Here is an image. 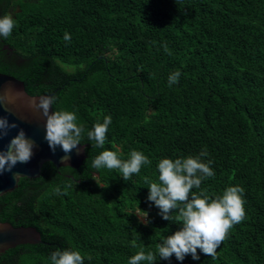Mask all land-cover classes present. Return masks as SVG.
<instances>
[{"label":"trees","instance_id":"1","mask_svg":"<svg viewBox=\"0 0 264 264\" xmlns=\"http://www.w3.org/2000/svg\"><path fill=\"white\" fill-rule=\"evenodd\" d=\"M8 13L17 25L0 39V72L32 96H54L53 109L75 110L86 129L106 115L112 125L103 149L85 137L79 170L46 163L40 178L0 198L1 222L42 236L0 264H50L53 251L69 248L90 264L155 253L182 222L178 211L170 221L158 215L146 181L158 182L159 160L205 149L215 175L193 191L215 198L242 187L245 218L214 257L197 250L199 261L182 264H264V0H0ZM175 70L181 77L169 87ZM103 150L122 160L140 151L152 164L130 180L97 173L91 161ZM156 264L180 262L157 256Z\"/></svg>","mask_w":264,"mask_h":264},{"label":"clouds","instance_id":"2","mask_svg":"<svg viewBox=\"0 0 264 264\" xmlns=\"http://www.w3.org/2000/svg\"><path fill=\"white\" fill-rule=\"evenodd\" d=\"M17 25V20L11 13L0 15V39L12 36ZM63 39L69 42L70 34L65 33ZM166 47V45H165ZM181 72L175 70L168 78V86L178 84ZM23 92L14 85L0 87V107L7 112L8 107L16 103ZM56 103L54 96H41L30 102L32 110L39 111L44 117V139L53 154L59 147L65 154L61 163L67 164L71 152L78 146L84 145L85 137L91 142L92 148L103 149L107 140V133L112 125L111 115L103 117L102 123H95L91 129L79 122L75 110H54ZM18 127L9 123L7 117H0V139L9 136L11 130ZM35 142L28 138L25 131L18 133L7 143L5 149L0 151V175L12 173L13 179L18 182L22 176L13 172L17 164H27L34 155ZM208 155L207 150H202L198 156L182 158H163L158 161L156 170L158 182L148 183L147 201L158 211V215L165 221L172 219L173 211H178L177 219L182 226L174 234L162 237L156 245V252L145 253L143 250L128 258L127 264H156L159 260L170 261L174 256L176 261L182 262L190 256L193 261H199L202 254L214 257L216 250L225 239L228 231L245 218L244 189L240 186L227 187L222 195L210 198L201 190L199 195L193 189H200L204 180L215 175L211 167L212 161L207 163L203 157ZM152 161L140 151L133 150L130 158L122 160L118 152L112 150L101 151L92 161L91 167L99 173L101 170H118L123 180H130L133 175H138L141 168L151 166ZM146 213V212H145ZM147 214V213H146ZM147 223V215L144 216ZM50 264H90L92 256L81 253L78 249H57L49 256Z\"/></svg>","mask_w":264,"mask_h":264},{"label":"water","instance_id":"3","mask_svg":"<svg viewBox=\"0 0 264 264\" xmlns=\"http://www.w3.org/2000/svg\"><path fill=\"white\" fill-rule=\"evenodd\" d=\"M14 85L15 88L23 92V96L11 105H6L8 111L0 107V117H7L9 123L18 125L16 129L11 130L9 136L0 139V151L5 149L7 143L23 129L28 138L32 139L36 147L34 155L27 164H17L13 172L21 174L22 178L38 179L42 175L43 166L46 163H52L57 168L70 167L79 170L87 158L86 145L78 146L71 152V158L67 164L61 163V158L65 155L63 151L57 147L56 152L50 150L47 142L44 139V117L39 111L32 110L30 102L41 96H32L26 91L25 83L14 76L0 72V87ZM52 96V95H42ZM54 109H50V113ZM21 179L16 182L13 179L12 173H4L0 175V198L18 189ZM42 243L40 232L34 227H15L9 222L0 221V255L14 249L20 245H35Z\"/></svg>","mask_w":264,"mask_h":264},{"label":"rangeland","instance_id":"4","mask_svg":"<svg viewBox=\"0 0 264 264\" xmlns=\"http://www.w3.org/2000/svg\"><path fill=\"white\" fill-rule=\"evenodd\" d=\"M141 218L144 220L143 216H141Z\"/></svg>","mask_w":264,"mask_h":264}]
</instances>
